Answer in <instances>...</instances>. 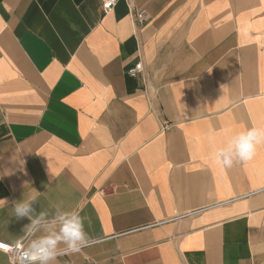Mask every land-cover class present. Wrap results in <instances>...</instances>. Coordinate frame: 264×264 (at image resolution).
<instances>
[{
    "label": "crops",
    "instance_id": "0c3cea01",
    "mask_svg": "<svg viewBox=\"0 0 264 264\" xmlns=\"http://www.w3.org/2000/svg\"><path fill=\"white\" fill-rule=\"evenodd\" d=\"M252 127L264 0H0V243L35 196L49 223L86 218L53 264H264V143L215 157Z\"/></svg>",
    "mask_w": 264,
    "mask_h": 264
},
{
    "label": "clouds",
    "instance_id": "9594fccd",
    "mask_svg": "<svg viewBox=\"0 0 264 264\" xmlns=\"http://www.w3.org/2000/svg\"><path fill=\"white\" fill-rule=\"evenodd\" d=\"M261 143H264V128L242 130L226 145L215 150L216 161L225 167H231L234 161L247 162L253 158ZM35 202L36 197L31 196L13 206L15 217H27L31 221L14 246L22 248L18 256L19 264H53L62 251L78 252L88 244L89 237L84 227L86 218L79 211L58 209L49 223L47 211L36 214ZM42 229L43 234H40ZM0 247L5 246L0 244Z\"/></svg>",
    "mask_w": 264,
    "mask_h": 264
},
{
    "label": "built area",
    "instance_id": "2783aa9c",
    "mask_svg": "<svg viewBox=\"0 0 264 264\" xmlns=\"http://www.w3.org/2000/svg\"><path fill=\"white\" fill-rule=\"evenodd\" d=\"M117 3V0H102V7L105 13L111 12L115 5ZM146 12L145 11H140L136 14V20L139 24H143L146 22ZM143 71V65L142 63H138L134 68L130 69L128 71V74L131 77H137L141 72ZM232 202V201H229ZM2 244V243H0ZM5 247H0V250L3 251L4 253H6L12 260V264H19V260H18V256L20 254V252L22 251V248H16L14 247L15 245H5L2 244ZM72 251H62L57 257L70 253Z\"/></svg>",
    "mask_w": 264,
    "mask_h": 264
}]
</instances>
